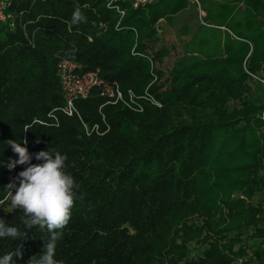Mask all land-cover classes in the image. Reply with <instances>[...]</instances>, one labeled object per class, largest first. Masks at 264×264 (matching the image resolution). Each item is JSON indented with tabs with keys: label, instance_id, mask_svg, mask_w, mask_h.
<instances>
[{
	"label": "trees",
	"instance_id": "trees-1",
	"mask_svg": "<svg viewBox=\"0 0 264 264\" xmlns=\"http://www.w3.org/2000/svg\"><path fill=\"white\" fill-rule=\"evenodd\" d=\"M199 1L203 23L165 74L157 23L188 0H6L0 200L26 167L9 170L18 156L8 140L68 157L84 198L57 242L62 264H264V0ZM76 6L87 19L72 25ZM64 60L99 80L71 112ZM20 215L0 203V218L23 231ZM26 232L0 239V256L23 244L16 264L39 258L50 234Z\"/></svg>",
	"mask_w": 264,
	"mask_h": 264
},
{
	"label": "clouds",
	"instance_id": "clouds-1",
	"mask_svg": "<svg viewBox=\"0 0 264 264\" xmlns=\"http://www.w3.org/2000/svg\"><path fill=\"white\" fill-rule=\"evenodd\" d=\"M86 19L80 7L76 6L70 23L78 25L86 22ZM6 143L18 156V159L8 163L9 170L17 164L26 167L5 187V195L0 203L8 202L12 209L19 210V220L24 230L10 226L0 218V239L25 240L27 229H46L50 235L43 254L39 258L32 257L28 264H62L55 259L57 242L63 238V230L71 219L75 202L84 198L80 184L67 170L68 157L51 147L30 154L27 147L16 141L8 140ZM23 143L26 145L28 142L24 140ZM33 156L40 163H32ZM22 248L23 244H20L15 250L0 256V264H16L14 258H22Z\"/></svg>",
	"mask_w": 264,
	"mask_h": 264
},
{
	"label": "rangeland",
	"instance_id": "rangeland-1",
	"mask_svg": "<svg viewBox=\"0 0 264 264\" xmlns=\"http://www.w3.org/2000/svg\"><path fill=\"white\" fill-rule=\"evenodd\" d=\"M202 10L204 11L203 7ZM200 22L202 23V18H199L197 8L192 3H189L188 7L184 11L178 13L173 17L171 23H168L164 20H160L157 23L159 29L158 32L160 35V42L157 44L156 47L159 48L161 45H164L169 50V54L164 57L162 63L157 65V67L162 69L165 74H167V71L171 68L173 61L182 53V43L188 40L189 37L197 30L198 24ZM183 25H186L188 28L189 32L187 34H181V28ZM261 82L264 85V80H262ZM253 95L261 97V87H258V89L256 88L253 92ZM262 100H264V97H262ZM230 105L232 107L235 104L233 102H230ZM261 174H264V169L261 171ZM262 197H264V194L262 195ZM231 198L241 199L243 198V196L240 192H234L231 195ZM259 199V194L256 193L251 201L255 203ZM223 212L226 213L227 209L223 208ZM248 243L251 242L249 241ZM198 247L199 245L195 246V248Z\"/></svg>",
	"mask_w": 264,
	"mask_h": 264
},
{
	"label": "built area",
	"instance_id": "built-area-1",
	"mask_svg": "<svg viewBox=\"0 0 264 264\" xmlns=\"http://www.w3.org/2000/svg\"><path fill=\"white\" fill-rule=\"evenodd\" d=\"M125 0H110V3H116ZM130 2L133 8L138 6L153 2L154 0H127ZM190 3L195 5L199 18H202L205 15V11L202 10L201 3L199 0H188ZM115 9L122 16L124 11L120 9L118 5L115 6ZM201 20V19H200ZM14 15L7 10L6 0H0V22H8L11 26L13 25ZM203 23V22H202ZM60 68V77L62 80L63 91L67 100V109L68 112L72 110V101L77 97L84 98L87 96L89 89L99 83L95 73L87 74H78L74 73L73 70L75 65L69 61H61L59 64ZM118 96L119 93H118Z\"/></svg>",
	"mask_w": 264,
	"mask_h": 264
}]
</instances>
